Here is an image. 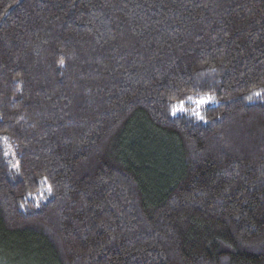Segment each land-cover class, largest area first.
Instances as JSON below:
<instances>
[{"label":"trees","instance_id":"16d2710c","mask_svg":"<svg viewBox=\"0 0 264 264\" xmlns=\"http://www.w3.org/2000/svg\"><path fill=\"white\" fill-rule=\"evenodd\" d=\"M0 264H264V0H0Z\"/></svg>","mask_w":264,"mask_h":264},{"label":"snow or ice","instance_id":"6c2138e0","mask_svg":"<svg viewBox=\"0 0 264 264\" xmlns=\"http://www.w3.org/2000/svg\"><path fill=\"white\" fill-rule=\"evenodd\" d=\"M198 104H203V103H206V100L202 99L200 101L197 102ZM198 115V114H197Z\"/></svg>","mask_w":264,"mask_h":264}]
</instances>
